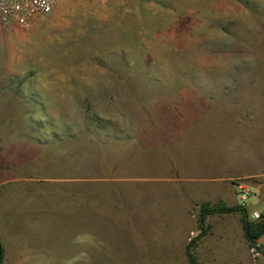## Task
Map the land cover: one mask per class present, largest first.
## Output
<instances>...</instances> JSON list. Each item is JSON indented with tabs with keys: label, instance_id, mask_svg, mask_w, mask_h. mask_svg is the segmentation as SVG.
<instances>
[{
	"label": "rangeland",
	"instance_id": "rangeland-1",
	"mask_svg": "<svg viewBox=\"0 0 264 264\" xmlns=\"http://www.w3.org/2000/svg\"><path fill=\"white\" fill-rule=\"evenodd\" d=\"M245 98L264 121V0H57L0 24L1 231L16 211L110 195L79 141L189 100L202 113ZM87 246L85 264L136 261Z\"/></svg>",
	"mask_w": 264,
	"mask_h": 264
},
{
	"label": "crops",
	"instance_id": "crops-1",
	"mask_svg": "<svg viewBox=\"0 0 264 264\" xmlns=\"http://www.w3.org/2000/svg\"><path fill=\"white\" fill-rule=\"evenodd\" d=\"M194 102L144 116L136 125L126 117L124 125L79 141L95 178L116 183L110 195L95 198L93 209L79 199L63 215L51 205L16 211L13 225L0 229L11 234L0 237L1 264H85L87 243L136 260L109 264H189V235L199 229L191 247L195 264H264V255L251 258L242 222V211L264 208L261 105L221 99L198 113ZM236 178L251 190L244 207ZM58 219L64 224L55 225ZM258 240L264 244V232Z\"/></svg>",
	"mask_w": 264,
	"mask_h": 264
},
{
	"label": "built area",
	"instance_id": "built-area-1",
	"mask_svg": "<svg viewBox=\"0 0 264 264\" xmlns=\"http://www.w3.org/2000/svg\"><path fill=\"white\" fill-rule=\"evenodd\" d=\"M57 0H0V24L4 28H9L19 22L33 18L34 16L48 11ZM236 195L241 207H244L251 195L249 186L240 178L234 181ZM250 222H257L264 225V208L255 209L247 213ZM200 228V227H199ZM202 230L191 231L189 242H193L200 236ZM251 258L255 259L264 255V244L258 239L250 242L248 246Z\"/></svg>",
	"mask_w": 264,
	"mask_h": 264
},
{
	"label": "trees",
	"instance_id": "trees-1",
	"mask_svg": "<svg viewBox=\"0 0 264 264\" xmlns=\"http://www.w3.org/2000/svg\"><path fill=\"white\" fill-rule=\"evenodd\" d=\"M210 210H213V209H210ZM220 210L221 211H233V210H235V208L234 207H230V208L223 207ZM242 222H243V228H244L245 236L247 237V239L250 242L258 239V237L264 232V225L261 224V223L248 221L247 218H246V212L245 211H242ZM200 227L201 228L204 227L202 222L200 223ZM203 229H204V232H205V228H203ZM194 241L191 242L189 244L188 248H187V252H188V255H189V259H190V263L189 264H195V259H194L193 255L191 253V247L194 245ZM2 259H3V247H2V244L0 242V264L2 262Z\"/></svg>",
	"mask_w": 264,
	"mask_h": 264
}]
</instances>
